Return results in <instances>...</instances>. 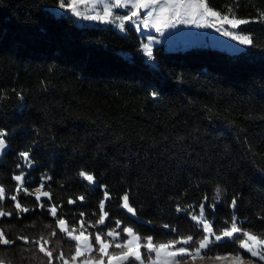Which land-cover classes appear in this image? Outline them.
Segmentation results:
<instances>
[{
	"label": "trees",
	"instance_id": "1",
	"mask_svg": "<svg viewBox=\"0 0 264 264\" xmlns=\"http://www.w3.org/2000/svg\"><path fill=\"white\" fill-rule=\"evenodd\" d=\"M59 1L0 0V130L7 144L0 211L11 213L0 217V231L12 241L0 244V264L71 261L76 242L60 231L59 218L89 235L93 251L83 258L100 256L95 234L114 230L124 239L122 229L131 227L148 260L149 236L157 245L190 234L200 239L191 217L201 204L214 230L231 227L235 216L242 231L264 238V0H205L222 14L251 19L240 27L254 40L247 50L156 46L149 60L133 29L78 24L48 8ZM41 183L51 200L28 194ZM125 193L133 216L121 207ZM16 202L30 211L18 215ZM100 202L108 213L103 224ZM50 204L58 205L57 217ZM240 243L224 238L202 253L252 258Z\"/></svg>",
	"mask_w": 264,
	"mask_h": 264
},
{
	"label": "snow or ice",
	"instance_id": "2",
	"mask_svg": "<svg viewBox=\"0 0 264 264\" xmlns=\"http://www.w3.org/2000/svg\"><path fill=\"white\" fill-rule=\"evenodd\" d=\"M159 2V0H123L124 5H131V8L135 9L131 11V15H128L125 13L122 17H120L122 20L125 21H131L133 18L137 17L139 14V9L142 8H149L150 6L156 5ZM65 4H68V0H64V3L61 4V7H64ZM115 6L120 7L122 6V0H115ZM69 7L73 8L75 11V0H73L72 4H69ZM185 9H191L190 12H187V18H182L181 12L179 11L180 8ZM229 12L231 10H228ZM171 12V15H167V13ZM76 15H81L79 11H76ZM149 17L153 16V12L149 11L147 13ZM113 12L110 10L109 7H105L103 9V16L97 15V16H89L87 19L90 20H105L108 17H112ZM197 16L200 18L208 20V18H211L208 20L206 24H198V27H216V30L219 32H222V35L231 37L232 40L238 41L241 45H248L251 46L254 44V40L250 38L249 35H239L236 32L232 31L233 29H239L241 25H246L250 23V20L247 18H237V16L232 13L231 18L229 14H222L220 11L213 10L206 2L205 0H199L198 3H190V4H183L176 3L174 0H165V2L162 4V6L159 8V14L156 16L154 21V26L156 27L157 31L161 30V27H170L174 26L175 23H197ZM260 16H264V14H260ZM148 20L144 21L145 26L148 25ZM217 25H219L217 27ZM228 25L229 28H225L224 26ZM121 28H124L125 25L121 24ZM146 54L148 57H151L153 55L151 48L148 47V45L144 46ZM155 96L156 94L153 93ZM5 136L6 133L3 130H0V150L5 149L6 143H5ZM20 156L25 160L28 161V163H31L29 160V153L28 152H22L20 153ZM81 176H84L85 173L81 172ZM23 177V172L19 175L14 176V180L21 181ZM45 179H50L48 177H45ZM86 179L88 181L93 180L92 175H87ZM44 184L41 183L40 187L36 189L35 193H28L29 195H35V199L37 202L41 201V197H47L49 200H51L50 193L48 191H43ZM16 190L19 191H25L26 189H22L19 185L16 186ZM107 196V193H105ZM4 198V188L0 186V199ZM219 189H217V196L216 200H219ZM12 201H17V196L12 195L10 197ZM78 199L83 200L84 197L81 196ZM123 208L127 209L129 213H133L134 209L129 206V195L125 193L123 195ZM207 199V198H205ZM75 201L69 200L68 203H74ZM236 198L233 197L231 200V203L229 205L230 208H235L236 206ZM41 208L45 207V204L40 203L38 205ZM204 207L205 205H200V214L199 217L197 215H193L191 219L193 221L200 220V224L202 226V235L200 239L196 240L194 239L193 235H188L185 238H181L180 240H173L168 242H162L157 244L153 243L152 237L146 238V243L143 245V247L146 248L147 252L155 253L156 260L151 261V264H159L160 262V256L161 252L163 251L165 256L170 258L169 260H165L163 264H181L182 260H187L188 258H195L196 256H199L201 254L202 250H205L209 248L214 242H220L224 238H231L233 242H235L236 239H240L241 243L239 247L246 249L252 257L259 256L260 260H264V251L258 252V248H264V238H260L256 235H253L252 233L248 231H242V227H237L238 220L235 216L231 219V227H228V225H225L222 230H214L212 227V224L209 223L208 219L204 217ZM57 208L58 205L56 204H50L47 206V210L50 213L52 217H57ZM15 209L18 210L17 214L20 213H27L30 210L26 207H23L19 202L15 203ZM99 209L101 212H103V215L99 217L97 220L98 224H103L105 217L108 215L107 212L104 211V203L100 202ZM180 208H177V211H180ZM11 213L0 211V217L2 216H10ZM80 215H83L81 213ZM56 224L59 227L61 232H67L68 236L72 238L74 241H89L90 237L89 235H85L84 231H81L79 235H73V231H68V229L65 227L66 221L63 218H59L56 220ZM117 226H119V221H117ZM81 228H84V223L81 221L80 224ZM165 227H168L165 225ZM123 233H126L128 237H131V239H126V242L124 244H116L117 248H126L127 251H121V253L117 256H109V264H113V261L117 262H123L128 261L130 257H134L135 261H140V264H143V261L141 259V253H140V239L141 237L138 235H134L133 229L131 227H125L122 229ZM55 235V232L52 233ZM235 234H242L241 236L235 235ZM104 234L97 233L94 236V241L96 244L99 245V251L103 253L104 255H108L107 249L110 247L109 243H106L105 238H102ZM119 233H116L113 231H108L106 233V237H112L113 239L115 236H118ZM23 239V238H22ZM135 241V243H134ZM46 242V241H45ZM12 243V241L6 239L4 237V234L2 231H0V244L8 245ZM39 243V241H37ZM177 244H182L184 246L176 247ZM85 247L88 251L92 250L91 244H85ZM173 249V250H169ZM40 251L45 252V249L43 245L40 246ZM206 254V253H205ZM45 255L49 258L52 257V252L47 251L45 252ZM82 255L81 248L79 246L76 247V255L72 257L73 260L76 259V256ZM62 257V254H61ZM216 259H221V257L216 256ZM102 260V258H101ZM101 260H98L95 262V264H101ZM234 260L236 261V264H243V257L239 254H237L234 257ZM65 264H67V261H65ZM83 264H93L92 261H84Z\"/></svg>",
	"mask_w": 264,
	"mask_h": 264
},
{
	"label": "rangeland",
	"instance_id": "3",
	"mask_svg": "<svg viewBox=\"0 0 264 264\" xmlns=\"http://www.w3.org/2000/svg\"><path fill=\"white\" fill-rule=\"evenodd\" d=\"M164 2L165 0H159V2L156 5L150 6L149 8L139 9L138 16L133 18L131 21H125L120 18L125 13H127L128 15H131V11L135 10L131 8V5H124L123 0H122V6L120 7L115 6V0H75V11L73 10V8L69 7V4H72L73 0H68V4H65L64 7H61V4L64 3V0H60L58 4L49 5L48 8L52 12H54L56 15H59V14L71 15L74 19H76L77 23L81 25L82 24H86V25L101 24L104 26H112L121 34H125L128 28L133 29L140 40V47H139L138 52L142 54L146 60L151 59L152 56L151 57L147 56L145 48H144L145 45H148V47L151 48L152 51L154 47L156 46H163L168 51L183 50V49L190 48V47H209V48L224 50L229 53H238V52L248 49L249 47L248 45H241L238 41L232 40L231 37L222 35V32L217 31L216 27H209V26L198 27L197 26L198 24H206L208 20H210L211 18H208V20H206V19H203L197 16L196 24L175 23L174 26L161 27V30L157 31L156 27L154 26V21H155L156 16L159 14V8L162 6ZM174 2L176 3L182 2L183 4L187 5L190 3H198L199 0H174ZM105 7H109L110 10L113 12L112 17H108L105 20L87 19V17L89 16H97V15L103 16V9ZM76 11H79L81 15H76ZM149 11L153 12L152 17H149L147 15ZM179 11L181 12L182 18H187L186 14L187 12H190L191 9H185L182 7L179 9ZM167 15H171V12L167 13ZM237 18H247V17H237ZM247 19L251 20L250 18H247ZM145 20H148L149 22L147 26H145L144 24ZM121 24H124L125 27L121 28L120 27ZM218 26L219 25H217V27ZM224 27L226 29L229 28L228 25H225ZM232 31L236 32L239 35H247V34L242 33L240 31V28L233 29ZM6 148H7V144H6L5 149L0 150V156L6 150ZM84 173L85 175L83 176V178L91 186H95L97 184L95 178L93 177L92 181H88L86 179V176L91 175V174H88L86 172ZM121 207L122 209H124L123 200H122ZM124 210L129 215L131 216L134 215V212L129 213L127 209H124ZM102 215H103V212H102ZM196 221L201 226L200 220L198 219ZM68 231H73V230H68ZM81 231L83 230L75 229V231H73V235H79ZM133 233L134 235H137L134 231ZM85 235L87 234L85 233ZM125 235L126 237L124 239H122L121 234H119L118 236H115V238L113 239L112 237H106V233H105L102 236V238H105L106 243L110 244V247L107 249L108 255H104L103 253H101L99 251V245H98L97 249H98V253L100 254V256L97 258H89V259L83 258V255L93 251V246L90 242V239L87 242L75 241L76 247L79 246L81 248L82 255L76 256L75 260L72 259L71 261H67V264H83L84 261H92L93 264H95V262L98 260H101V258H102L101 264H109V256L114 257V256L119 255L121 251H127L126 248H118L120 251L117 254H112L109 252V250L112 247H116L117 243L122 245L126 242V239H131V237H128L126 233ZM85 244H91L92 250L88 251L87 248L85 247ZM169 250H173V249H169ZM257 251L258 252L264 251V248H258ZM140 253H141V259L143 261V264H151V261L156 260V255L154 252L149 254L146 250L148 260H145L143 258L141 249H140ZM75 255L76 253L74 254V256ZM215 257L216 256L214 257L205 256L203 255L201 251V254L199 256H196L194 259L188 258L186 261L182 260L181 264H236V261L234 260L235 255H232V254L219 255L221 259H216ZM169 259L170 258L166 257L164 252L162 251L159 264H163L165 260H169ZM262 261L264 260H260L259 256H257V257H252L250 259H243V264H264L262 263ZM113 264H140V261H135L134 257H130L128 261H123V262H117L114 260Z\"/></svg>",
	"mask_w": 264,
	"mask_h": 264
}]
</instances>
